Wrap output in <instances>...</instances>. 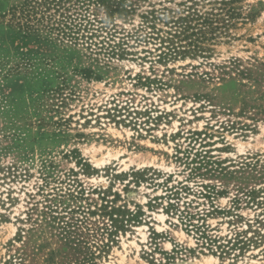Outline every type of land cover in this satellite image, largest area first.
Segmentation results:
<instances>
[{"label":"rangeland","instance_id":"374dc122","mask_svg":"<svg viewBox=\"0 0 264 264\" xmlns=\"http://www.w3.org/2000/svg\"><path fill=\"white\" fill-rule=\"evenodd\" d=\"M193 1L226 27L159 47L145 12ZM38 2L0 0V264H264V0Z\"/></svg>","mask_w":264,"mask_h":264},{"label":"trees","instance_id":"16d2710c","mask_svg":"<svg viewBox=\"0 0 264 264\" xmlns=\"http://www.w3.org/2000/svg\"><path fill=\"white\" fill-rule=\"evenodd\" d=\"M43 1V2H42ZM64 1V2H62ZM68 0H39L37 5H41V3H46V10L49 9L50 4L57 7L54 10L55 13H58L60 10L59 5L62 2V5L67 3ZM98 2L97 4H105L110 3L117 7H121L126 11L125 8L130 7L127 4L132 5L131 2H126L127 0H95ZM49 2V3H48ZM59 3V4H58ZM220 6H224L226 4L219 3ZM217 5L216 2L211 4L212 7L210 9H206L205 11H201V7L197 8L198 3L193 1L191 5L186 6L183 5L181 10H172V9H150L145 12L144 18L145 23H147L149 28L152 29L155 37H152V40L158 41L159 47H165L169 52H173V54L177 55L178 53L182 56L187 54L191 55H203L206 53V47L203 45L205 40H208L207 34L213 35L216 32L222 30V28L226 27L225 17L230 12L224 8H215ZM204 6V5H203ZM202 6V8H203ZM62 14V13H61ZM53 16L47 17L49 20ZM230 16L226 20H228ZM56 27H60L62 30H69V34H73L76 37L73 39H77L78 37H84L85 31L90 30V21H85L84 24H71L67 23L64 19L62 21L56 20ZM161 25V26H159ZM89 26V27H88ZM87 39V37H86ZM124 44L121 42L117 43V47L121 48ZM121 110H118V112ZM47 209L46 211H42L37 214V208H31L30 211H33L37 214V216H44L45 219H49L46 221L45 225L54 231H58V234L62 237L70 238L69 242L73 243L75 246L83 245L88 250L91 248L88 245V241L84 240L83 234L81 233L80 226L77 225V221L73 222L71 219L64 220V216H58L57 211H53L50 206L44 207ZM72 212V211H71ZM70 212V213H71ZM57 221V222H56ZM80 233V234H79ZM201 235H204V232H200ZM209 238V237H208ZM210 243L216 242L215 240L209 239ZM94 259L91 254L89 257H83L79 264L92 262Z\"/></svg>","mask_w":264,"mask_h":264},{"label":"bare ground","instance_id":"6f19581e","mask_svg":"<svg viewBox=\"0 0 264 264\" xmlns=\"http://www.w3.org/2000/svg\"><path fill=\"white\" fill-rule=\"evenodd\" d=\"M111 156H117V155H113V154H111L109 151L106 153V157H110L111 158ZM92 157V156H91ZM105 157V158H106ZM117 158V157H116ZM108 160V159H107ZM107 160H103V158L101 159V160H95V164H99L100 163V166H101V163L103 164L105 161H107ZM141 160V159H140ZM134 162V160H131V163H133ZM141 162V161H140ZM106 163V162H105ZM141 165V164H140ZM95 166V165H94ZM99 168V167H98ZM161 218V217H160ZM12 233H13V230H12ZM123 260V259H122ZM213 261V258H209V259H207L205 262H207V263H211Z\"/></svg>","mask_w":264,"mask_h":264},{"label":"built area","instance_id":"2783aa9c","mask_svg":"<svg viewBox=\"0 0 264 264\" xmlns=\"http://www.w3.org/2000/svg\"><path fill=\"white\" fill-rule=\"evenodd\" d=\"M121 111H123V110H121ZM117 113H118V110H117Z\"/></svg>","mask_w":264,"mask_h":264}]
</instances>
